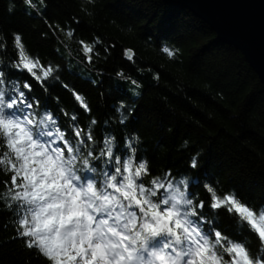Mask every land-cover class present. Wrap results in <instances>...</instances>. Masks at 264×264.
Here are the masks:
<instances>
[{"label":"trees","instance_id":"16d2710c","mask_svg":"<svg viewBox=\"0 0 264 264\" xmlns=\"http://www.w3.org/2000/svg\"><path fill=\"white\" fill-rule=\"evenodd\" d=\"M32 5L0 0V87L13 94V85H20L34 105L29 111L39 113L37 118L52 113L66 135L74 125L91 131L95 143L82 152L99 158L91 161L98 173L114 169V157L132 156L147 163L146 184L168 173L175 185L184 180L194 204L205 201L199 211L212 224L204 227L258 254L255 233L235 213L211 209L204 187L235 193L257 210L264 207V88L242 55L216 41L190 11L160 0H32ZM14 34L31 57L54 69L46 80L15 67ZM81 41L94 44L91 61ZM165 47L174 52L171 58ZM25 82L31 90L23 88ZM105 137L112 139L113 158L100 157ZM10 175L0 169V264H49L16 234L17 213L5 188Z\"/></svg>","mask_w":264,"mask_h":264},{"label":"snow or ice","instance_id":"6c2138e0","mask_svg":"<svg viewBox=\"0 0 264 264\" xmlns=\"http://www.w3.org/2000/svg\"><path fill=\"white\" fill-rule=\"evenodd\" d=\"M25 2L34 6L32 0ZM81 45L91 61L94 44ZM14 47L18 70L37 81L54 71L26 52L18 34ZM162 51L174 55L167 47ZM133 55L125 50L127 59ZM23 88L31 90V85L25 82ZM12 93L0 87V169L11 173L5 188L15 205L17 236L49 264H264V207L254 209L235 193L220 195L214 186L204 185L211 209L235 213L238 223L255 233L260 248L253 254L245 242L204 227L212 224L199 211L205 201L194 204L184 180L175 185L168 173L146 184L142 178L149 175L147 163H137L132 156H116L114 169L98 173L91 161L99 158L91 150L82 152V146L95 143L91 131L74 125L66 135L52 113L37 118L39 113L29 111L34 105L20 85L14 84ZM74 95L90 111L83 98ZM126 146L132 148V142ZM105 156L113 158L108 137L100 149V157ZM191 166H197L195 157ZM96 175L103 178L97 180Z\"/></svg>","mask_w":264,"mask_h":264},{"label":"water","instance_id":"95a60500","mask_svg":"<svg viewBox=\"0 0 264 264\" xmlns=\"http://www.w3.org/2000/svg\"><path fill=\"white\" fill-rule=\"evenodd\" d=\"M204 22L215 40L237 50L264 88V0H160Z\"/></svg>","mask_w":264,"mask_h":264}]
</instances>
